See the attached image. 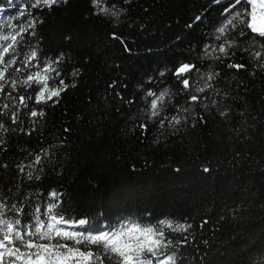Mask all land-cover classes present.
Here are the masks:
<instances>
[{
	"label": "trees",
	"instance_id": "16d2710c",
	"mask_svg": "<svg viewBox=\"0 0 264 264\" xmlns=\"http://www.w3.org/2000/svg\"><path fill=\"white\" fill-rule=\"evenodd\" d=\"M23 2L14 0V5ZM120 6L127 8V13L118 28L107 18L92 15L90 0H68L66 5L45 14L44 24L38 27L45 51L53 55L65 52L66 70L78 68L80 75L75 78L76 87L66 90L59 104L47 110L37 133L11 134L12 147L7 158L16 162L20 155L17 145L35 149L65 139L53 161L57 172L49 167L39 183L42 188L66 191L69 205L76 212L105 211L101 205L107 192L133 185L142 192L139 207H148L157 215L191 216L196 221L205 213L211 217L212 223L202 234L195 226L191 231L194 246L185 253V264H261L264 82L247 77L242 71L238 74L222 69V86H229L231 81L230 87L235 89V82L244 79L248 88L246 94L241 92L244 101L238 103L250 106L248 110L256 118V127L246 139L232 130L238 126L239 116L225 123L214 113L207 116L206 124L181 129L174 136L158 125L150 126L143 135L138 129L131 131L134 121L129 117L133 113L139 115L142 96L137 84L152 86L146 77L155 76L159 69L171 66L174 61L197 62L205 25L215 21L220 9L211 0H129L127 4L120 0ZM197 15L204 19L196 21ZM9 17L11 23L17 22L15 8L0 10V28L9 22ZM114 30L125 38L131 52L124 51L120 41L109 36ZM112 80L117 81L115 88L108 87ZM165 82L175 84L168 74ZM116 91H121L125 98L135 96L137 103L124 104L116 97ZM179 102H183V97ZM247 122L253 123L251 119ZM65 126L71 131L64 132ZM202 144L209 146L207 151L201 149ZM236 152L241 156L236 157ZM202 163L210 164L212 172L204 173ZM176 167L182 171L177 173ZM241 201L248 205L240 209L244 220L225 222L224 230L216 232L214 223L218 215L224 214L221 210ZM130 210L135 211V206ZM106 211L118 216L126 209L121 206ZM213 232H216L214 239ZM238 234L245 244L231 245L230 238ZM203 239L212 240L211 250L201 242ZM196 247L201 250L199 253ZM205 252L206 258L199 260Z\"/></svg>",
	"mask_w": 264,
	"mask_h": 264
},
{
	"label": "snow or ice",
	"instance_id": "6c2138e0",
	"mask_svg": "<svg viewBox=\"0 0 264 264\" xmlns=\"http://www.w3.org/2000/svg\"><path fill=\"white\" fill-rule=\"evenodd\" d=\"M128 2L123 0L124 4ZM211 2L220 11L214 22L205 25L197 62L174 61L155 76L146 77L152 86L137 84L142 96L139 115L133 113L129 117L134 121L131 131L138 129L143 135L150 126L158 125L174 136L181 129L206 124L207 116L213 113L225 123L239 116L238 126L232 130L241 139L255 129L256 118L251 116L250 106L238 103L244 101L241 92H248L244 79L236 81L233 89L231 81L229 86H222L221 77L222 69L227 68L264 82V0ZM67 3L68 0H24L19 5H14V0L0 2V10L15 8L17 20L11 23L9 17V22L0 28V264H185V253L194 246L191 231L195 226L203 233L212 223L208 213L198 221L191 216L157 215L148 207H139L142 192L133 185L110 190L101 205L106 210L123 206L124 213H78L70 207L66 191L42 188L39 183L49 167L57 172L53 161L65 139L35 149L17 145L20 155L16 162L7 158L12 147L11 134L37 133L47 110L59 104L66 90L76 87L80 69L66 70L65 52L53 55L45 51L44 37L38 30L46 13ZM90 6L92 15L107 18L114 28L124 22L122 17L127 13L120 0H90ZM194 19L202 21L204 17L197 15ZM109 36L119 40L124 51H132L118 31H111ZM166 74L173 78L174 85L165 82ZM116 85L117 81L112 80L108 87ZM115 95L124 104L137 103L135 96L125 98L121 91ZM249 119L252 124H248ZM63 131L71 129L65 126ZM40 140L43 141L42 132ZM200 147L204 151L209 148L207 144ZM235 156L240 157L241 153L236 152ZM131 167L135 169L134 164ZM200 167L204 173L213 170L208 163ZM175 171L182 169L176 167ZM133 206L135 211L130 210ZM241 207L248 205L241 201L222 209L224 214L218 215L214 223L216 232L224 230L225 222L243 221ZM260 219L264 223V217ZM216 232L212 233L213 239ZM230 241L231 245L245 244L239 234ZM201 242L211 250V239ZM196 251L201 250L196 247ZM206 256L207 252L199 260Z\"/></svg>",
	"mask_w": 264,
	"mask_h": 264
}]
</instances>
